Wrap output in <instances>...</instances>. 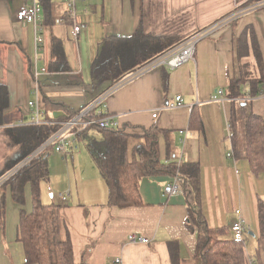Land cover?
Instances as JSON below:
<instances>
[{
  "label": "crops",
  "instance_id": "1",
  "mask_svg": "<svg viewBox=\"0 0 264 264\" xmlns=\"http://www.w3.org/2000/svg\"><path fill=\"white\" fill-rule=\"evenodd\" d=\"M80 32L73 35V24L66 18L61 0H52L55 19L40 28L15 21L16 12L28 0H0V83L9 93V108L4 115L15 124L28 121L31 111L40 118H66L94 101L108 84L95 88L90 65L102 40L130 37L136 32L153 37L182 40L207 28L219 19L236 13L251 0H75ZM252 4V3H251ZM68 16V15H67ZM67 20L55 24V20ZM246 28L254 32L244 36L240 51L258 48L264 70V7L231 21L225 28L204 38L197 45L193 61L168 71L154 68L133 82L115 90L97 107L113 124L125 128L129 135L140 136L153 125L166 132L158 137L160 159L177 164H196L200 168L201 210L211 229H225L236 219L239 209L246 222L243 245L247 264L258 255L264 264V238L259 233L256 203L264 201V174L253 175L244 160H234L231 153L228 119L231 102L224 95L214 99L216 91L226 90L231 80L256 77L253 70L241 66L237 58V40ZM42 40L35 49L34 38ZM53 41L59 43L67 71L54 65ZM246 59V58H245ZM251 58L246 59L250 61ZM240 62V65H239ZM245 62V61H243ZM46 68L38 79L36 97L31 81L34 67ZM168 76L167 90H162V77ZM180 96L182 104L168 106ZM43 99L62 108L44 105ZM34 102L35 108H28ZM37 104V105H36ZM195 111L193 128L190 114ZM253 113L264 120V95L252 102ZM156 113V118L152 114ZM1 133V132H0ZM0 141V145L6 143ZM0 160L11 157L2 149ZM69 153L60 160L56 173L50 171L41 190L44 205L59 207V239L70 240L76 263L86 264H171L168 244H178L181 264H197L194 257L196 233L185 225L186 204L183 194L164 196L163 189L171 182L167 176L143 179L140 182L142 207L107 206V189L87 153ZM232 156V153H231ZM89 157V158H88ZM57 192V193H56ZM61 194H65L63 200ZM21 207L10 195L5 202V215L0 220V264H24L22 245L16 241ZM25 212H29L30 191L25 189ZM134 236L137 241H129ZM144 238L146 243L138 239Z\"/></svg>",
  "mask_w": 264,
  "mask_h": 264
},
{
  "label": "trees",
  "instance_id": "2",
  "mask_svg": "<svg viewBox=\"0 0 264 264\" xmlns=\"http://www.w3.org/2000/svg\"><path fill=\"white\" fill-rule=\"evenodd\" d=\"M264 0H251L249 5ZM42 7L43 24H52L55 19V6L52 0H38ZM246 4L245 6H249ZM66 14V18H67ZM65 19V17H64ZM66 20V19H65ZM254 39V32L246 28L237 40V58L253 70L256 77L231 80L223 95L230 100L228 119L230 149L232 158L244 160L250 172L264 174V120L253 113L252 102L264 95V70L258 48L240 51L244 36ZM187 39V38H186ZM173 38L153 37L150 34L136 32L130 37H110L102 40L98 53L90 65V76L94 87L108 84L107 88L119 84L128 75L135 73L156 58L181 44L183 41ZM52 54L57 61L49 64V70L57 72L54 65L58 61L63 65L59 70L67 71L61 47L53 41ZM250 61H246V59ZM240 65V62H239ZM242 67V66H240ZM251 70V71H252ZM168 76L162 77V90L166 91ZM121 88V87H120ZM44 105L62 108L43 99ZM9 108V93L0 83V132L6 137L7 150L11 157L6 159L0 170V177L24 158L39 149L59 129V125L8 126L4 124V115ZM75 113L67 114L68 119ZM196 114L192 110L189 128H193ZM65 118V119H66ZM53 118H44L51 122ZM64 120L61 119L60 121ZM76 141L83 143L85 149L100 174L107 189V206L116 208L144 206L140 196V182L146 178L167 176L176 179L182 186L186 204L185 225L196 233L194 257L197 264H247V256L242 243L234 242L225 229L208 227L201 210L200 168L196 164H177L168 159H160L158 137L165 136L157 125L143 130L140 136L129 135L125 128L111 127L100 129L97 126L74 129ZM5 148V146H4ZM6 149V148H5ZM47 149L28 162L19 172L0 187V220L5 215V202L10 195L14 204L21 207L16 231V241L22 245L24 264H86L76 263L69 239H59V207L41 202V186L49 179L47 159L52 151ZM8 188V189H7ZM30 191V211L25 212V189ZM259 233L264 238V201L256 203ZM171 264H181L178 244H168ZM252 264H260L258 255Z\"/></svg>",
  "mask_w": 264,
  "mask_h": 264
},
{
  "label": "built area",
  "instance_id": "3",
  "mask_svg": "<svg viewBox=\"0 0 264 264\" xmlns=\"http://www.w3.org/2000/svg\"><path fill=\"white\" fill-rule=\"evenodd\" d=\"M66 8V12L68 15V22L73 24V35L77 36L80 32L79 25L75 21L76 17V1L75 0H61ZM264 7V1L260 3L251 4L249 6L241 7L235 11L236 13L227 15L217 22H214L207 28L202 31L197 32L193 36L187 38L178 46L169 50L165 54L153 60L151 63L128 75L123 81L119 84L113 86L112 88H107L98 98L94 101L89 102L84 106L83 109L76 112L75 115L70 119L64 118V120L60 121L63 118H53L51 122H45L43 118H40L38 110L31 111V117L28 121H20L17 122L16 126H24V125H44V124H54L59 125L60 129L53 134L39 149L34 151L31 155L21 160L17 163L13 168L5 172L0 177V187L3 186L12 176H14L19 170H21L28 162H30L34 157L38 154H41L47 149H51L53 153H62L67 156L71 152L77 151L78 145L76 141V134L74 129L77 127L87 128L89 126H97L100 129H107L111 127H116L112 118L100 112H97V107L102 103V101L108 98L115 90L119 89L122 86H125L134 80L140 78L141 76L147 74L154 68H164L168 71H173L177 68H180L186 65L188 62L193 61L194 55L196 52L197 45L204 38H207L213 35L219 29L225 28L229 25V23L244 14L255 12ZM42 14V7L39 4L38 0H28V3L22 6L15 14V21L20 24H30L33 28H40V16ZM67 20L57 19L55 20V24H64ZM35 49H40L42 45V40L39 35L34 38ZM47 74L46 68H42L38 70L36 66L34 67V71L32 72L31 81L33 83V87L35 89L36 97L38 96V79L41 75ZM223 95L222 90H218L213 95L214 99L217 97H221ZM182 104V98L177 96L174 98V101L169 104V109H174L179 107ZM37 105V104H36ZM28 108H35L34 102L28 103ZM156 113L152 114V118H156ZM230 137V135H229ZM231 157V153L228 154ZM182 193V186L176 179H172L171 182L164 187L163 194L164 196L170 195H178ZM63 200H66L65 194H61ZM236 219L229 227L230 238L236 243H243V235L246 230V222L242 216V213L239 209L234 211ZM129 241L135 242L137 239L134 236L129 237ZM141 243H146L147 240L144 238L138 239ZM116 263L119 264V260H116Z\"/></svg>",
  "mask_w": 264,
  "mask_h": 264
},
{
  "label": "rangeland",
  "instance_id": "4",
  "mask_svg": "<svg viewBox=\"0 0 264 264\" xmlns=\"http://www.w3.org/2000/svg\"><path fill=\"white\" fill-rule=\"evenodd\" d=\"M241 66L243 67V70H245V65H244V62L242 61L241 62ZM6 120H7V122L9 123V124H11V125H15V121L13 122L12 120L10 121L7 117H6ZM4 134H2V133H0V141H3L4 142ZM6 138V137H5ZM78 148H79V151L78 152H84V153H87V151H86V149H85V146H84V144L83 143H79L78 142ZM4 146H5V148H6V150H7V148H8V146L6 145V143H3V144H1L0 145V157L3 155V151H2V149L4 148ZM63 156H64V154H62V153H51L50 154V157H49V160H48V164L50 165V171H52V172H54V173H56V171H57V166H58V164H59V162H60V160L63 158ZM87 156H89L88 155V153H87ZM89 158V157H88ZM6 160H0V170L3 168V166H4V162H5ZM50 177V181H51V176H49ZM47 185V184H46ZM43 187H45V184H42V186H41V190H42V188ZM8 189V188H7ZM57 193V192H56Z\"/></svg>",
  "mask_w": 264,
  "mask_h": 264
},
{
  "label": "bare ground",
  "instance_id": "5",
  "mask_svg": "<svg viewBox=\"0 0 264 264\" xmlns=\"http://www.w3.org/2000/svg\"><path fill=\"white\" fill-rule=\"evenodd\" d=\"M51 151V150H50ZM19 172V171H18Z\"/></svg>",
  "mask_w": 264,
  "mask_h": 264
}]
</instances>
